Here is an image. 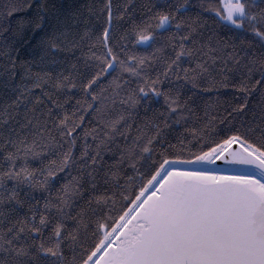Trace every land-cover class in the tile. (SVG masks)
Instances as JSON below:
<instances>
[{
  "label": "snow or ice",
  "instance_id": "obj_1",
  "mask_svg": "<svg viewBox=\"0 0 264 264\" xmlns=\"http://www.w3.org/2000/svg\"><path fill=\"white\" fill-rule=\"evenodd\" d=\"M0 264H264V0H0Z\"/></svg>",
  "mask_w": 264,
  "mask_h": 264
}]
</instances>
